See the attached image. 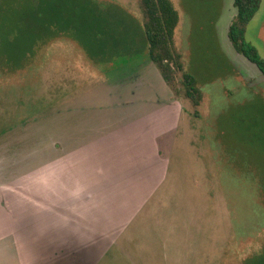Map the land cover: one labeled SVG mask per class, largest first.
Instances as JSON below:
<instances>
[{"label":"rangeland","instance_id":"obj_1","mask_svg":"<svg viewBox=\"0 0 264 264\" xmlns=\"http://www.w3.org/2000/svg\"><path fill=\"white\" fill-rule=\"evenodd\" d=\"M97 1L118 53L62 37L17 71L0 57V264H41L49 242L77 243L70 264L242 263L264 244V75L228 36L234 0H173L199 116L145 52L139 0ZM246 39L264 58V0Z\"/></svg>","mask_w":264,"mask_h":264},{"label":"trees","instance_id":"obj_2","mask_svg":"<svg viewBox=\"0 0 264 264\" xmlns=\"http://www.w3.org/2000/svg\"><path fill=\"white\" fill-rule=\"evenodd\" d=\"M16 4L12 5L14 8L9 13L0 14V57L10 70L17 71L28 66L38 50L62 37L83 42L89 47L91 55L87 54L93 62L118 53L121 41L124 44L130 42L114 24L116 13L109 7L104 11L97 0H21ZM24 4V9L17 8ZM139 4L145 52L174 95L190 100L195 115L199 116L198 108L203 102L204 91L197 77L186 69L183 54L176 43V30L181 19L179 10L173 0H139ZM261 4L262 0H234L236 14L229 26L228 36L236 51L254 63L264 75V58L246 39L248 25ZM262 198L251 207L252 224L264 213V195ZM47 244L45 251V244L39 245V260H44L41 264H70L77 257L76 252H81L76 249V242L70 244L71 247L60 244L54 253L50 242ZM240 264H264V244Z\"/></svg>","mask_w":264,"mask_h":264},{"label":"crops","instance_id":"obj_3","mask_svg":"<svg viewBox=\"0 0 264 264\" xmlns=\"http://www.w3.org/2000/svg\"><path fill=\"white\" fill-rule=\"evenodd\" d=\"M4 196H5V198H9V196L7 195V194H4ZM4 196H2V197H4ZM8 198H7V200H8ZM3 199V198H2Z\"/></svg>","mask_w":264,"mask_h":264}]
</instances>
